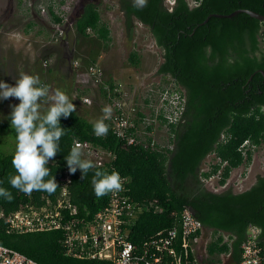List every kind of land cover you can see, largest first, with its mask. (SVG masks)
<instances>
[{
    "label": "trees",
    "instance_id": "obj_1",
    "mask_svg": "<svg viewBox=\"0 0 264 264\" xmlns=\"http://www.w3.org/2000/svg\"><path fill=\"white\" fill-rule=\"evenodd\" d=\"M194 1L175 0L171 7L166 0H147V6L138 9L133 0H119L127 29L131 32L135 20H139L149 27L162 49L158 73L171 76L185 90L183 119L169 128L168 144L172 147L157 150L128 145L109 126L107 135L97 137L95 121L76 109L69 117H61L65 134L59 141L60 152L49 161L59 187L54 194L33 191L31 195L11 187L9 177L17 174L12 164L15 151L6 152L0 147V187L14 197L11 202L0 197L1 245L41 264L84 262L64 252L61 230L22 233L12 230L7 221L23 204H41L43 196L54 199L66 172L72 178L71 200L83 213H94L108 204L109 193L97 197L94 192L95 169L84 177L80 169L75 173L69 170L65 158L76 139L90 141L116 156L100 170H116L126 177L127 194L143 206L132 227V241L139 243L159 231L172 229L180 237L181 212L187 205L204 228L220 233L207 245L203 264H217L223 253H231L238 264L241 244L252 225L259 226L264 237V175H258L250 188L240 192L230 187L214 191L203 182L220 174L219 185H226L233 169L249 166L254 148L264 143V21L240 12L233 17L211 16L203 22L212 13L229 14L239 8L264 14V0ZM49 11L54 22H61L51 3ZM75 26L83 36L89 35L90 28L105 45L111 40L109 25L92 2L86 4ZM129 59L133 64L140 63L137 51L131 52ZM90 62L97 61L93 58ZM101 92L105 95L104 90ZM0 131L17 136L11 119L0 125ZM245 141L249 146L244 145ZM211 154L217 161L202 170L203 161ZM222 232H227L230 240L224 241ZM184 264L202 263L189 248Z\"/></svg>",
    "mask_w": 264,
    "mask_h": 264
},
{
    "label": "built area",
    "instance_id": "obj_2",
    "mask_svg": "<svg viewBox=\"0 0 264 264\" xmlns=\"http://www.w3.org/2000/svg\"><path fill=\"white\" fill-rule=\"evenodd\" d=\"M64 1V0H63ZM195 4L194 0H189ZM79 0L63 2L62 18L56 23L60 34L64 30L61 24L66 22L65 14L75 11ZM62 3V0H61ZM173 6L175 0H166ZM71 13V15H72ZM90 31V28L88 29ZM74 68L81 69L78 60ZM81 75H89L94 83L104 90L103 106H111V119L106 120L115 135L124 138L128 145L142 146L159 150L170 144L162 143L157 137L158 127L179 123L184 116L187 105L185 90L171 76L164 85H153L147 90L142 101L129 100L122 84H112L103 80L101 67L97 62H90ZM87 104L92 99L84 97ZM74 144L85 151L88 158L100 166H106L116 156L110 151L94 145L90 141L76 139ZM249 141L244 145L249 146ZM122 177V176H121ZM216 177L220 178V174ZM123 190L109 192L108 204L94 213H83L81 208L71 200L72 178L69 172L61 178V190L53 199L43 196L41 204L26 203L8 216L7 221L12 230L18 232H37L61 230V244L64 252L71 257L84 261L80 264H184L185 254L189 248L196 254L195 245L201 238L204 225L190 206L181 212L182 233L178 237L176 229L159 231L141 242L130 239L134 222L143 211V206L132 199L126 190L127 178ZM200 233V234H198ZM0 264H41L20 251L0 244ZM238 264H264V237L259 226L252 225L246 239L241 244V259Z\"/></svg>",
    "mask_w": 264,
    "mask_h": 264
},
{
    "label": "rangeland",
    "instance_id": "obj_3",
    "mask_svg": "<svg viewBox=\"0 0 264 264\" xmlns=\"http://www.w3.org/2000/svg\"><path fill=\"white\" fill-rule=\"evenodd\" d=\"M66 0L63 2L65 3ZM72 6L77 0H68ZM61 0H0V81L15 85L21 73L38 75L41 83L53 91L60 89L70 98L76 109L92 121L103 116L105 99L101 86L93 82L89 75H81L91 59H95L102 69L103 80L109 83L122 84L129 100L142 101L147 90L153 85H164L170 79L158 73L159 64L163 61L162 49L156 44L147 25L135 20L130 32L125 23L119 0H83L84 4L92 2L99 7L102 20L109 25L111 40L108 44L96 37L93 31L83 36L75 26L77 16L82 11L67 12L66 22L60 26L64 30L59 35L49 11L53 4L56 14L61 11ZM72 13V15H71ZM137 51L140 57L138 65L129 57ZM78 60L81 69L74 68ZM84 97L92 99L91 104L83 101ZM20 101L15 97L0 100V125L10 120L13 105ZM45 108L47 105L44 106ZM157 137L162 143L170 142V133L166 127H158ZM0 147L6 152L15 151L16 138L7 132L0 131ZM253 160L249 166L233 169L226 185H219L218 177L203 180L204 185L214 191L232 188L240 192L255 183V174L264 175V143L254 148ZM217 159L208 155L202 163V170H208ZM220 235L212 229H204L201 238L195 245L196 259L202 264L207 257V245ZM230 238L227 232H222ZM222 257V256H221Z\"/></svg>",
    "mask_w": 264,
    "mask_h": 264
},
{
    "label": "clouds",
    "instance_id": "obj_4",
    "mask_svg": "<svg viewBox=\"0 0 264 264\" xmlns=\"http://www.w3.org/2000/svg\"><path fill=\"white\" fill-rule=\"evenodd\" d=\"M133 6L142 9L147 6V0H133ZM11 97L20 103L12 106L10 116L11 126L17 133L12 159L17 174L9 177V183L26 195H31L33 191L54 194L59 185L55 176L51 175L49 161L60 152L59 141L65 134L60 120L76 111L75 98H70L60 89L53 91L41 83L38 75L29 73H21L15 85L0 81V100ZM102 111L103 116L93 124L97 137L107 135L109 127L105 121L111 119L113 110L111 106H105ZM65 159L70 172L80 169L83 177L95 169L92 184L97 197L123 190L125 178L116 170L110 173L100 170V165L86 157L79 145L74 144ZM0 197L9 202L14 198L4 187H0Z\"/></svg>",
    "mask_w": 264,
    "mask_h": 264
},
{
    "label": "water",
    "instance_id": "obj_5",
    "mask_svg": "<svg viewBox=\"0 0 264 264\" xmlns=\"http://www.w3.org/2000/svg\"><path fill=\"white\" fill-rule=\"evenodd\" d=\"M79 8H81L82 11L80 12V14L78 16H80L82 14V12H84L85 4L83 3V0H79L78 4L76 5L75 11H77ZM240 12H246V13L250 14L251 16H253V17L257 18V19L264 21V14L259 13V12L255 11V10H252V9H248V8H239V9H236V10H234L233 12H231L229 14L212 13V14H210V16H208L204 20L203 23H206L211 16H217V17H233V16L237 15ZM261 72L264 75V71L261 70Z\"/></svg>",
    "mask_w": 264,
    "mask_h": 264
},
{
    "label": "flooded vegetation",
    "instance_id": "obj_6",
    "mask_svg": "<svg viewBox=\"0 0 264 264\" xmlns=\"http://www.w3.org/2000/svg\"><path fill=\"white\" fill-rule=\"evenodd\" d=\"M85 6H86V4H85ZM77 17H79V16H77ZM258 175H261V172H258V173L255 174V179L256 180H257ZM204 229H208V228H204ZM227 240H230V238H225L224 237V241H227ZM221 256H220L221 257V261L218 262L217 264H237L231 253H228V254L223 253V254H221Z\"/></svg>",
    "mask_w": 264,
    "mask_h": 264
},
{
    "label": "crops",
    "instance_id": "obj_7",
    "mask_svg": "<svg viewBox=\"0 0 264 264\" xmlns=\"http://www.w3.org/2000/svg\"><path fill=\"white\" fill-rule=\"evenodd\" d=\"M253 185V184H252Z\"/></svg>",
    "mask_w": 264,
    "mask_h": 264
}]
</instances>
